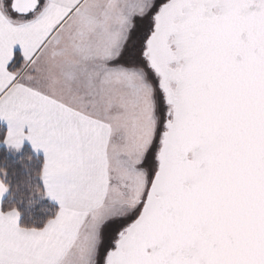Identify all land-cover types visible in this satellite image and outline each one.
I'll return each instance as SVG.
<instances>
[{
	"label": "snow or ice",
	"instance_id": "1",
	"mask_svg": "<svg viewBox=\"0 0 264 264\" xmlns=\"http://www.w3.org/2000/svg\"><path fill=\"white\" fill-rule=\"evenodd\" d=\"M0 264H264V0H0Z\"/></svg>",
	"mask_w": 264,
	"mask_h": 264
}]
</instances>
